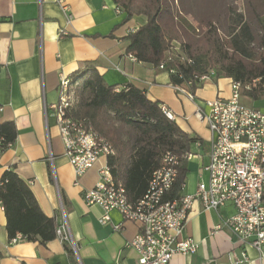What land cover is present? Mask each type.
<instances>
[{
	"label": "crops",
	"instance_id": "obj_1",
	"mask_svg": "<svg viewBox=\"0 0 264 264\" xmlns=\"http://www.w3.org/2000/svg\"><path fill=\"white\" fill-rule=\"evenodd\" d=\"M117 8L112 0H0V124L9 122L16 129L14 143L0 154V181L6 170L14 169L46 217H56L59 224L64 213L76 264H136L138 254L130 243L139 229L117 211L100 224L101 207L86 206L82 200L83 192L97 183L103 160L76 179L49 109L58 101L60 78L72 79L77 71L95 68L107 85L117 90L139 87L149 101L170 110L180 130L202 142L200 148L192 146L197 157L183 162L187 173L182 195L193 194L198 183L207 180L202 168L209 162L210 133L196 110L231 94L232 80L220 78L205 81L190 99L174 89L168 73L131 60L127 37L146 18L124 21L125 13ZM244 98L245 106L264 113V99ZM234 212L230 205L204 210L196 201L181 238H190L197 250L175 254L169 264H264V245L257 251L240 244L222 225ZM66 245L59 238L45 245L25 239L10 245L0 204V264H72Z\"/></svg>",
	"mask_w": 264,
	"mask_h": 264
},
{
	"label": "trees",
	"instance_id": "obj_2",
	"mask_svg": "<svg viewBox=\"0 0 264 264\" xmlns=\"http://www.w3.org/2000/svg\"><path fill=\"white\" fill-rule=\"evenodd\" d=\"M112 1L125 13L124 21L133 16L146 18V23L127 37V52L155 69L172 70L168 73L172 86L193 95L204 83L200 79L213 71L210 80L231 79L241 86L242 97L264 99V0ZM161 63L163 69H159ZM72 80H79V85L71 115L85 118L111 144L114 155L108 158V165L130 201L144 195L166 152L182 157L200 141L181 131L139 87L127 85L117 90V86L107 85L95 68L75 72ZM15 138L12 123L0 124V154ZM186 173L182 163L166 200L180 198ZM0 204L9 239L21 235L26 241L45 245L57 238V218L42 213L14 169L2 175ZM65 249L76 264L70 246Z\"/></svg>",
	"mask_w": 264,
	"mask_h": 264
},
{
	"label": "built area",
	"instance_id": "obj_3",
	"mask_svg": "<svg viewBox=\"0 0 264 264\" xmlns=\"http://www.w3.org/2000/svg\"><path fill=\"white\" fill-rule=\"evenodd\" d=\"M58 2L61 3V0ZM128 56L137 61L132 55ZM159 69H163V63ZM208 80L210 76L200 79L203 82ZM78 85L79 80L61 77L58 101L49 106L62 141L63 153L74 169L76 179L103 160L97 169V183L83 192L82 200L86 206L101 207L103 216L99 222L102 225L110 221L111 211H117L124 221L138 226L139 232L130 243L138 254L136 264H169L175 254L196 252L197 246L190 238H181L196 201L209 211L230 205L235 212L222 225L231 231L240 244L261 250L264 245V113L241 102V86L238 83L231 81L228 98L208 100L205 110H196V116L206 122L210 133L209 162L202 168L207 180L200 181L193 194H181L180 198L172 201L166 200V197L177 180L179 167L197 155L190 151L178 157L166 152L160 167L152 173L144 195L130 201L123 184L114 180L109 168L108 158L114 155L111 144L100 137L85 118L78 119L71 115L76 105ZM173 87L192 99L188 91ZM161 110L169 120H174L170 110L164 106H161ZM46 111L47 107L44 106L45 116ZM201 145V141L194 143L196 148ZM48 160L52 161L50 150ZM118 228L115 226V229ZM56 236L76 252L63 212ZM22 240L24 238L17 235L9 239V244ZM242 257L245 255L242 254Z\"/></svg>",
	"mask_w": 264,
	"mask_h": 264
},
{
	"label": "rangeland",
	"instance_id": "obj_4",
	"mask_svg": "<svg viewBox=\"0 0 264 264\" xmlns=\"http://www.w3.org/2000/svg\"><path fill=\"white\" fill-rule=\"evenodd\" d=\"M194 26H196L193 22H191ZM208 75L211 77V78H213V76H214V72L213 71H209L208 72ZM212 82H215L216 80L215 79H213V80H211ZM246 99L243 97L242 99H241V102L244 104L246 101H245ZM263 100V99H262Z\"/></svg>",
	"mask_w": 264,
	"mask_h": 264
}]
</instances>
